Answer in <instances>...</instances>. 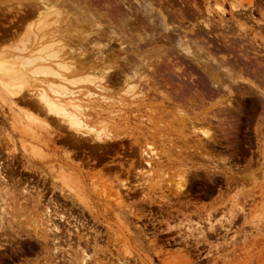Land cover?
<instances>
[{
  "label": "rangeland",
  "instance_id": "obj_1",
  "mask_svg": "<svg viewBox=\"0 0 264 264\" xmlns=\"http://www.w3.org/2000/svg\"><path fill=\"white\" fill-rule=\"evenodd\" d=\"M144 1L153 25L130 22L116 56L104 20L106 35L55 34L66 65L96 53L95 72L80 64L64 72L78 83H62L78 94L84 137L25 92L48 77L14 73V93L0 80V264H264V0ZM4 2L9 73L31 18ZM161 18L169 30L160 38ZM177 37L189 59L173 49ZM146 51L156 60L136 67ZM194 58L218 70L221 90ZM92 72L95 85L82 80Z\"/></svg>",
  "mask_w": 264,
  "mask_h": 264
},
{
  "label": "bare ground",
  "instance_id": "obj_2",
  "mask_svg": "<svg viewBox=\"0 0 264 264\" xmlns=\"http://www.w3.org/2000/svg\"><path fill=\"white\" fill-rule=\"evenodd\" d=\"M4 1L6 3L12 2L11 5H13L14 3V5H16L17 8L19 9V10L18 9L16 10H18L20 14L23 13L21 16H23L24 19L29 18V17L31 18L29 20L30 24H28L27 26L28 28L24 26V28H27L26 29L27 31L25 33L26 36L23 33L25 32L24 31L25 29L22 32V34H24L23 36L25 37L23 38L24 40L21 39L20 40L21 43H19L18 46L14 47V49H16L20 53V55L16 57L12 55L14 58L13 57L10 58V55H8L9 58L11 59L10 64L14 65L13 67H16V69H14L13 72L9 71L8 73L7 72L8 70L6 66L4 65V63L0 62V80L5 81L7 83V86L5 87L6 91L9 93H14L18 89V87L16 86V82H14L13 80H10V76L14 75V73L17 76V75H20L23 70H25L26 73L28 74L27 76H46L48 77V80L45 82L46 83L45 89H41V88L35 89V90L25 89V92L28 93V96L32 97V99L35 98L37 103L47 113L53 115L54 117H57V119L59 120L61 119L70 130H72L74 133L78 134L79 136L84 137V135L88 133L90 128L88 126L86 117L83 115V113H81V106H79L77 98H76L78 94L76 96H73L74 93H68L64 85H62V83H69L72 85L78 83V81H75L76 79L74 77H69L64 72L68 71L72 73L79 69V66H81L80 64H82L85 67H88L91 71L96 70L93 67L90 68L91 66L97 63L96 53L95 55L90 56V58L89 57L86 58L85 55L80 54L78 57L80 61L79 65L75 66V63L72 61L74 67L72 65V62L67 63V65L71 64L72 66H67L64 60L62 61L63 56H61L62 58L60 57V51L63 48V46L66 47V45L61 44L60 46L59 44L61 41L57 42V40H53V39L56 35H58V33L59 35L62 34V36L66 35L68 36V38L73 35V36H76V38L79 37V39L81 38L85 40L86 38H89L93 35L100 36L105 31L103 32V30L100 29L99 21L104 20L105 23H107L108 25L106 28L107 29L106 34L108 35V38H107L108 42H114V43L116 42V45H117V53L115 52V56H116L124 52L126 50V46H128L127 44L125 46V42L127 39L126 34H128L127 25L130 22L132 21L138 22L140 21V19H143L148 24L153 25L152 23L153 22V15H152L153 11L151 12V9H150L151 7L150 5H148L149 3L147 4L144 0H106L107 5L110 6L111 9H109L108 11L102 14L98 9H96L98 7L99 2H101L102 0H4ZM58 2L61 6L63 7L66 6L67 8V11H65L63 16L62 14L60 16V13H57L59 11L56 9L57 10L56 12L54 9ZM117 5H120L121 9H118ZM53 14H54L53 16L54 19L51 16ZM55 15L58 17L59 16L61 17L60 21L59 20L56 21ZM157 15L161 16V14H157ZM49 17H51L53 21L54 20L55 21L51 22L52 20H50L49 22L48 20L50 19ZM112 18H114V20L116 19V21L114 22L115 27L112 26L113 24V22L111 21L113 20ZM161 20H158L156 24L158 26L156 35L157 34L160 35V38L165 37L164 35L167 34L169 30V28H167L165 25L166 23L165 22H164L165 24L162 23L165 20H163L162 18ZM203 26L205 28L207 27L206 24H204ZM156 35L151 34L148 37V39L152 41V43L150 44L147 43V45L149 44L148 46H151L152 44L156 43V41L158 40L157 38H155ZM155 39L157 40L155 41ZM71 40L74 42L76 41L75 38L74 39L72 38L68 41H71ZM140 41L141 40H139V42ZM143 41L144 40L142 39V42H140V45L141 43L143 45L144 43ZM79 42L77 43L79 44ZM144 44H146V42ZM140 45L137 44V46L136 45L134 46L135 51L138 49L140 50L141 48L143 50L147 46V45H144L142 47ZM64 48L62 50H64ZM187 48L188 47H185L183 45V41L179 37H177L174 40L173 49L176 50L175 52H177V54L180 53L181 57L184 56L189 59L192 55L188 51L189 49ZM69 52H70L69 55H71L72 52L71 51ZM155 52L152 51L148 53V51H146L145 52L146 56L144 57L139 56L140 62L138 63L137 62L138 60L136 61L137 63L136 67L141 68V67L146 66L148 63H151L152 61H154V59L157 56ZM104 54L107 55L106 52L102 54L99 53V57L105 58ZM108 54H111V56H114L113 55L114 53H112L111 48L109 49ZM78 58L76 59L78 60ZM194 60H195V64L201 68V70L205 73V75H207V77L210 80L211 85H213L215 89L220 88L221 90V87L223 88V85L221 84L220 86L219 83H217V82H220V81H217L219 77L217 76L218 74L216 75L214 73L215 70L216 71L218 70L216 68L215 69L212 68L211 66L207 64L202 65L201 63L203 61L200 62L199 58H194ZM51 64L52 66H50ZM219 65L220 64H218V66ZM218 69H220L222 73L221 69H224V68H222V66L220 65ZM132 71H134V69ZM135 71L136 73L135 72L134 73L138 75L137 69ZM134 73H132L133 74L132 78H134ZM224 74H220V75H224ZM123 76H124L123 78L124 80H122V83L125 84L128 77L126 78L125 75ZM224 76L227 77L229 75L227 74ZM96 79H97L96 76L92 72V74L91 73L85 74L82 80L86 81L87 83H93L95 85ZM128 81H129V78H128ZM125 86L127 87L126 91H130L132 89L131 88L132 85L125 84ZM88 94L92 95L91 92H88ZM217 94L219 93H216V95ZM201 133L204 134V131ZM37 232H34V234L38 235ZM80 264H85V259H82Z\"/></svg>",
  "mask_w": 264,
  "mask_h": 264
},
{
  "label": "crops",
  "instance_id": "obj_3",
  "mask_svg": "<svg viewBox=\"0 0 264 264\" xmlns=\"http://www.w3.org/2000/svg\"><path fill=\"white\" fill-rule=\"evenodd\" d=\"M6 40H7V39H5V38H4V39H3V38H2V39H0V46H2V45H4V44H6V43H5V42H6ZM25 106H26V105H25ZM19 107H21V106H19ZM26 108H27L29 111H32V110H34V111H35V108H33V107L27 106ZM36 110H37V109H36ZM34 111H33V112H34ZM37 111H38V110H37ZM34 164H36V163H34ZM36 165H37V164H36Z\"/></svg>",
  "mask_w": 264,
  "mask_h": 264
}]
</instances>
